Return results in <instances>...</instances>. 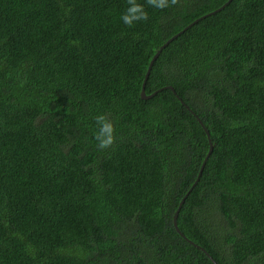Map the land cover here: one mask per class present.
Listing matches in <instances>:
<instances>
[{
	"label": "trees",
	"instance_id": "16d2710c",
	"mask_svg": "<svg viewBox=\"0 0 264 264\" xmlns=\"http://www.w3.org/2000/svg\"><path fill=\"white\" fill-rule=\"evenodd\" d=\"M138 2L0 0V264H264V0Z\"/></svg>",
	"mask_w": 264,
	"mask_h": 264
},
{
	"label": "clouds",
	"instance_id": "9594fccd",
	"mask_svg": "<svg viewBox=\"0 0 264 264\" xmlns=\"http://www.w3.org/2000/svg\"><path fill=\"white\" fill-rule=\"evenodd\" d=\"M128 7L121 14L122 22L132 27L139 22H147L150 19L149 13L145 5L139 3L138 0H126ZM146 4L152 8L163 10L173 6H178L180 0H145ZM97 130L94 133L96 146L99 150L111 148L116 143V127L114 122L107 114H98L95 117ZM255 259V258H253Z\"/></svg>",
	"mask_w": 264,
	"mask_h": 264
},
{
	"label": "water",
	"instance_id": "95a60500",
	"mask_svg": "<svg viewBox=\"0 0 264 264\" xmlns=\"http://www.w3.org/2000/svg\"><path fill=\"white\" fill-rule=\"evenodd\" d=\"M178 34H175L174 36H172L171 38H169L159 49L158 51L156 52V54L154 55L153 59L151 60V63L149 65V68H148V71H147V76H146V79L148 78V75L150 73V70H151V67L154 63V61L158 58V56L160 55V53L162 52V50L164 49V47H166ZM146 79L144 81V84H143V89H142V96L143 98H149L151 97L153 94L151 95H147L146 92H145V83H146ZM171 87V86H170ZM207 133H208V136L210 138V132L208 130V128H205ZM210 143H211V146H210V149H209V152H208V156L206 157L204 163H203V166L201 167V170L199 172V175H198V178L197 180L194 182L193 186L190 188V190L187 192V194L184 196V198H182L181 202H180V205H179V208L176 210L175 212V215H174V223H175V226H176V229L177 231H179L181 233L182 236H184L186 239L187 236L180 230L179 226H178V215H179V212H180V208L182 207L183 203L185 202L187 196L189 195V193L191 192V190L196 186L197 182L199 181V178H200V175L202 174V170L204 168V164L205 162L207 161L209 155L211 154L212 150H213V145H212V140L210 138ZM189 241H191L190 239H188ZM192 242V241H191ZM193 243V242H192ZM216 263V262H215ZM217 264V263H216Z\"/></svg>",
	"mask_w": 264,
	"mask_h": 264
}]
</instances>
